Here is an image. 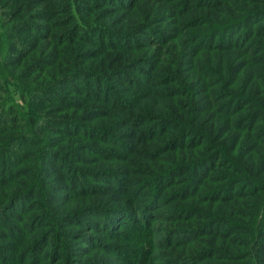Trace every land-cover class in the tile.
I'll return each instance as SVG.
<instances>
[{"label":"trees","instance_id":"1","mask_svg":"<svg viewBox=\"0 0 264 264\" xmlns=\"http://www.w3.org/2000/svg\"><path fill=\"white\" fill-rule=\"evenodd\" d=\"M0 264H264V0H0Z\"/></svg>","mask_w":264,"mask_h":264}]
</instances>
